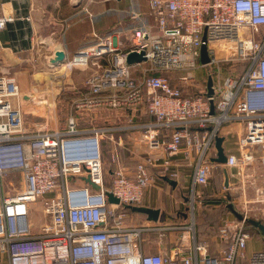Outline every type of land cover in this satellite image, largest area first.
I'll return each instance as SVG.
<instances>
[{"label": "built area", "instance_id": "built-area-1", "mask_svg": "<svg viewBox=\"0 0 264 264\" xmlns=\"http://www.w3.org/2000/svg\"><path fill=\"white\" fill-rule=\"evenodd\" d=\"M149 5L155 22L136 26L128 47L114 33H95L94 44L64 63L96 67L64 128L53 125L58 121L54 99L45 100L43 120L27 129L26 103L34 104L35 98L9 74H0V250L10 264H264V248L249 252L254 236L246 225L250 212L260 214L264 223V0H149ZM13 18L0 15V29ZM204 43L211 57L206 64L201 62ZM217 48L227 55L223 61H244V70L222 74ZM132 50L144 51L146 60L129 64ZM198 68L213 76L214 96H206L207 85L199 87ZM120 110L140 112L144 119L110 125L83 118ZM232 123L242 124L244 131L238 152L228 153L221 165L213 161L217 138ZM121 131L138 132L145 148L132 171L119 161L123 138L116 134ZM109 142L116 165L107 185ZM181 163L191 176L186 221L128 224L124 207L144 202L159 178L156 170L169 182H179L185 176ZM217 166L234 170L242 188V218L233 213L223 219L216 234L219 246L212 252L211 241L199 236L195 202ZM16 174L22 190L5 194V180ZM227 188L233 189L230 182ZM107 192L119 203H110ZM38 201L48 222L33 234L23 218ZM171 231L179 232L178 238L164 248ZM145 233L157 235L158 251H149Z\"/></svg>", "mask_w": 264, "mask_h": 264}, {"label": "crops", "instance_id": "crops-1", "mask_svg": "<svg viewBox=\"0 0 264 264\" xmlns=\"http://www.w3.org/2000/svg\"><path fill=\"white\" fill-rule=\"evenodd\" d=\"M134 11L139 14L135 15ZM3 14L11 15L14 18L0 29V74L3 72L9 74L18 82L24 93L37 85L35 77L39 69L44 67L48 70L49 67H52L50 59L54 56L55 50L63 48L66 58L71 59L79 49L96 42L95 33L101 36L114 33L122 42V46L128 47L131 44L130 34L136 26L143 22L149 24L155 22L149 0H0V15ZM202 86L201 83L199 87L202 88ZM33 105L30 102L26 103L25 118L29 130H33L35 125L43 120L45 110L44 107H33ZM128 112L134 114L133 111L128 110ZM134 115H139L136 120L133 119L134 121L144 119L140 112ZM106 118L105 116L103 122L98 124L125 125L129 121L118 119L105 121ZM57 120L53 122L55 127L64 128L66 126V124L62 125L58 118ZM81 124L86 125L85 120H82ZM243 131V125L240 123H232L222 129L221 136L225 138L223 146L226 154L238 152L237 142ZM116 135L123 138V144L118 147L120 161L121 148L129 141L138 140L140 134L121 131ZM114 147L113 144L112 150ZM120 164H122L121 161ZM125 167L129 171L134 168V166ZM179 169L185 176L179 182L176 181L175 185L166 180L160 170H156L159 178L153 186L147 189L144 202L139 205L140 207L160 209L158 223L171 224L186 221L188 198L185 193L189 192L191 176L182 163L179 165ZM229 171L231 173L230 184L234 186L238 181L232 176L234 170L230 169ZM13 176L19 178L17 182L19 185L15 187L16 193H18L23 188L21 175ZM10 183L12 186L14 185L13 180H5L6 188L11 186ZM6 188L5 194L9 195L10 192ZM11 191L14 192V190ZM177 192L180 195L175 197L174 194ZM34 205L36 203L31 205V210ZM219 207L222 205H203L202 210L199 209L200 214L197 219L199 236L211 241L212 252H215L219 246V239L216 236L217 228L216 225L207 226L205 224L207 221L205 214L212 211L213 208ZM31 212L23 220L31 224L32 233L37 234L45 223L41 224L33 220ZM130 213L135 217L134 222L130 225L157 223L149 220L145 214L129 210L128 214L130 215ZM230 216L232 217V213L226 212L222 215L221 220ZM146 235L148 236L149 233H145L144 237ZM178 235L177 231L169 232L168 238L165 243L163 241L162 246L168 249L174 246ZM261 248H264L263 242L255 240L249 242V252ZM149 251H158L157 245ZM0 264H10L8 254L1 250Z\"/></svg>", "mask_w": 264, "mask_h": 264}, {"label": "rangeland", "instance_id": "rangeland-1", "mask_svg": "<svg viewBox=\"0 0 264 264\" xmlns=\"http://www.w3.org/2000/svg\"><path fill=\"white\" fill-rule=\"evenodd\" d=\"M231 44L235 45L232 41ZM216 56L221 60L220 65L222 67V74H238L244 70L245 62L233 59V57L229 61H223L222 58L227 56L225 51L220 50L217 48ZM48 68V67H47ZM50 69H46L42 67L38 70V74L36 75L37 85L34 86L31 90L27 91L26 93L31 92L33 97L35 98V102L33 107H43L45 100L48 102H54V99H57V115L59 122L62 125L66 124L67 118L72 110L73 104L75 101L81 96L82 92L84 91V81L85 79L95 71L96 67H90L88 69L83 70V67H72L68 68L64 63L58 65L56 68L49 67ZM180 73L177 72H169L168 75L175 77L178 76ZM195 74L198 80L202 83V87L206 89V84L208 82L209 72L207 68H198L195 70ZM32 107V108H33ZM27 108V107H26ZM25 108V109H26ZM119 112V113H117ZM78 116V115H77ZM105 121L118 119L122 121L130 120L133 118L134 120L137 119V115L131 114L126 111H98L91 113L89 115H84L83 118H86L87 121H92L93 123H101L103 122V118ZM89 124V123H87ZM229 125V124H227ZM225 125L223 128H225ZM113 144L111 142L106 144V152L104 157V167L106 171L105 182L107 185L111 182V172L110 170L115 168L116 162L112 160V151ZM144 146L138 140H132L125 144L123 148L120 150V161L124 166H134L137 160H139V154L144 152ZM225 170L228 171L229 177L231 173L226 166H217L213 171V175L211 178V183L208 187L204 188V194L200 198L196 199L195 202V216L196 220L199 217L200 211L207 200H221L224 205H233L234 209L238 212H242V188H240V183L238 182L233 186V189L227 188L225 186ZM11 181H14V185L7 187L6 189L10 192V194H15L16 190L15 187L19 185L17 182L19 180L18 176L11 175L9 178ZM8 181V180H7ZM11 190H14L11 191ZM175 197L179 196V192L174 194ZM185 196L189 198V192L185 193ZM249 196L251 198L255 197L253 192H250ZM237 201V202H234ZM35 206V207H34ZM33 206L32 218L33 220L39 223H47L48 219L43 212L42 209V202L38 201L36 205ZM202 210V209H201ZM219 214V213H217ZM233 217L235 216L232 213ZM216 216V215H215ZM218 216V215H217ZM250 219H255L261 221V215L257 212H250L249 213ZM134 215L130 213L127 223L130 224L134 219ZM215 219V218H214ZM198 221V220H197ZM219 219H217L215 225L217 226L219 223ZM177 223V222H176ZM175 224V223H172ZM247 227L249 226V222L246 223ZM198 228V224H197ZM251 232L254 236L253 240L260 241L264 243V237L258 236L254 230L251 228ZM170 236V235H169ZM157 235L154 233H149V235L145 236L144 240L146 241L145 244H148L149 249H153L156 246ZM165 243V240H164ZM253 244V243H252Z\"/></svg>", "mask_w": 264, "mask_h": 264}, {"label": "water", "instance_id": "water-1", "mask_svg": "<svg viewBox=\"0 0 264 264\" xmlns=\"http://www.w3.org/2000/svg\"><path fill=\"white\" fill-rule=\"evenodd\" d=\"M144 54H145L144 51H141V53H139V51H136V50L130 51V53L128 54V58H127L128 63L134 64V63L142 62L146 60V58L144 57ZM210 60H211V57L209 55L208 44L204 43L201 48V62L203 64H206V63H209ZM50 61L55 66L65 63L67 61L65 50L64 49L56 50L55 57H52ZM207 88H208V92L206 93V96L208 97L214 96V93H215L214 79L212 75H209L208 77ZM212 112H214V106H212ZM224 140L225 138L222 136L217 138L216 146L218 149V155L217 157L213 158L214 162L221 164V165L226 164L227 162V154L223 146ZM84 180L86 183L91 185L96 190L101 189V186L92 182V180L89 177H85ZM229 182H230V177H229L228 171L226 170L225 171V186L226 187L229 186ZM171 183L175 185L176 182L172 181ZM106 194L108 196V200L110 203H119L120 200L117 197H115L111 192H107ZM127 208L133 212H138V213L147 215L149 220H152L155 222L159 221L160 212H161L160 209H155L151 207L133 206V205H128ZM231 209L233 210V212L238 218L240 219L242 218V215L237 210L234 209L233 205H231ZM249 222H251L257 228H259L262 235L264 236V223L262 221L255 220V219H249Z\"/></svg>", "mask_w": 264, "mask_h": 264}, {"label": "trees", "instance_id": "trees-1", "mask_svg": "<svg viewBox=\"0 0 264 264\" xmlns=\"http://www.w3.org/2000/svg\"><path fill=\"white\" fill-rule=\"evenodd\" d=\"M226 171V170H225ZM204 188L206 187H203L201 188V196H203L204 194ZM205 204H219V205H222V207H219V208H213L212 211H209V213L205 214L206 217H207V221H206V225L209 226L210 224H213L215 225L217 219H219V223L216 228L218 229V227L220 226L221 222L223 220H221V217L224 213L226 212H229V213H234L233 210L231 209V205H224L223 202L221 200H207L205 201ZM128 206V205H127ZM127 206H125L124 208L129 211L130 209L127 208ZM219 213V214H217ZM216 215V216H215ZM218 215V216H217ZM220 217V218H219ZM215 218V219H214ZM226 218V217H225ZM248 230L251 232V228L252 230H254L256 232V234L258 236H263L261 231L259 230V228H257L254 224H252L251 222H249V226L247 227ZM217 231V230H216ZM252 233V232H251ZM264 237V236H263Z\"/></svg>", "mask_w": 264, "mask_h": 264}]
</instances>
